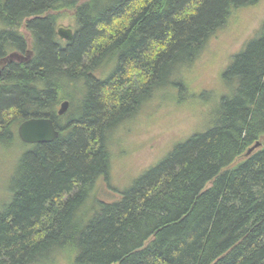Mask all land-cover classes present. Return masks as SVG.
Listing matches in <instances>:
<instances>
[{"label": "trees", "instance_id": "16d2710c", "mask_svg": "<svg viewBox=\"0 0 264 264\" xmlns=\"http://www.w3.org/2000/svg\"><path fill=\"white\" fill-rule=\"evenodd\" d=\"M259 2L0 0V59L32 52L2 70L0 147L32 117L60 131L52 142L20 138L27 147L0 208V264H264V20L222 72L226 91L209 102L205 128L120 200L97 190L118 125L162 89L185 85L209 38ZM67 11L70 41L57 32ZM76 86L75 106L66 92ZM63 99L71 110L61 118Z\"/></svg>", "mask_w": 264, "mask_h": 264}, {"label": "rangeland", "instance_id": "374dc122", "mask_svg": "<svg viewBox=\"0 0 264 264\" xmlns=\"http://www.w3.org/2000/svg\"><path fill=\"white\" fill-rule=\"evenodd\" d=\"M263 20L264 0L237 9L229 22L209 38L196 62L182 73L185 85L162 89L132 117L118 125L116 131L109 136L110 170L97 183L100 198L104 201L120 200L134 180L159 163L178 142L205 128L214 110L213 103L209 102L214 97L216 100L215 95L218 97L221 92L226 91L221 78L222 72ZM59 26L74 28V11L62 14ZM22 30L27 37L30 36L25 26ZM30 52L17 56L15 53L11 54L7 60L31 57ZM4 63L5 61L3 65ZM210 91H215L212 100L208 93ZM67 93L73 97L75 106L80 104L81 93L77 86L70 87ZM64 100L57 104L56 109H60ZM25 145L18 138L13 145L0 147V208L11 197L18 159L26 149ZM60 264L69 263L64 259Z\"/></svg>", "mask_w": 264, "mask_h": 264}, {"label": "water", "instance_id": "95a60500", "mask_svg": "<svg viewBox=\"0 0 264 264\" xmlns=\"http://www.w3.org/2000/svg\"><path fill=\"white\" fill-rule=\"evenodd\" d=\"M58 33L61 37L71 40L74 32L71 28L60 27ZM70 106L69 100H64L58 110L60 115L67 112ZM20 138L29 144L52 142L60 135V131L56 128L54 121L49 117H32L23 121L19 126ZM260 142L248 149L247 153H251Z\"/></svg>", "mask_w": 264, "mask_h": 264}, {"label": "flooded vegetation", "instance_id": "af4514ba", "mask_svg": "<svg viewBox=\"0 0 264 264\" xmlns=\"http://www.w3.org/2000/svg\"><path fill=\"white\" fill-rule=\"evenodd\" d=\"M60 27H64V26H57V32H58V30H59V28ZM65 28H71L72 30H73V32H74V35H75V27L73 28V27H65ZM58 35H59V33H58ZM74 35H73V37H74ZM59 37L60 38H62L63 40H66V41H70V40H68V39H66V38H63V37H61L60 35H59ZM73 39V38H72ZM71 39V40H72ZM27 52H30V50L29 49H26L24 52H20V51H14V52H12L11 54H14L15 53V56H17V55H22V54H27ZM10 54V55H11ZM9 55V56H10ZM9 56H7V57H4V58H2V59H0V76H1V74H2V70H3V68L5 67V65L8 63V62H13V61H19V62H26V61H28L31 57H24V59L22 58H20V59H13V60H10V61H8L7 60V58L9 57ZM30 56H32V53L30 52ZM5 61V63H4V65H3V62ZM61 105V104H60ZM68 111V110H67ZM66 113V112H65ZM64 113V114H65ZM64 114H62V115H64Z\"/></svg>", "mask_w": 264, "mask_h": 264}]
</instances>
